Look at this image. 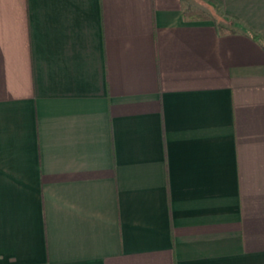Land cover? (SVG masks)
Here are the masks:
<instances>
[{"label": "crops", "instance_id": "obj_1", "mask_svg": "<svg viewBox=\"0 0 264 264\" xmlns=\"http://www.w3.org/2000/svg\"><path fill=\"white\" fill-rule=\"evenodd\" d=\"M0 264H264V0H0Z\"/></svg>", "mask_w": 264, "mask_h": 264}, {"label": "trees", "instance_id": "obj_2", "mask_svg": "<svg viewBox=\"0 0 264 264\" xmlns=\"http://www.w3.org/2000/svg\"><path fill=\"white\" fill-rule=\"evenodd\" d=\"M184 17L189 22H196V21H206V20H216L217 17L212 15L210 11L207 9H203L200 7H192L191 5L187 6L184 9ZM234 22L231 24H225L223 22H217V29L221 34H227V33H236L238 30H235L234 28ZM253 38L260 40L261 37L259 34L253 32L252 33Z\"/></svg>", "mask_w": 264, "mask_h": 264}, {"label": "rangeland", "instance_id": "obj_3", "mask_svg": "<svg viewBox=\"0 0 264 264\" xmlns=\"http://www.w3.org/2000/svg\"><path fill=\"white\" fill-rule=\"evenodd\" d=\"M190 1H195V0H190ZM212 11H213L212 15H214L215 17L223 18L225 16L224 12H222L220 9H213ZM225 24H227V23H225Z\"/></svg>", "mask_w": 264, "mask_h": 264}]
</instances>
